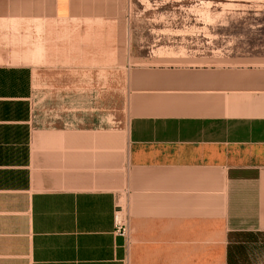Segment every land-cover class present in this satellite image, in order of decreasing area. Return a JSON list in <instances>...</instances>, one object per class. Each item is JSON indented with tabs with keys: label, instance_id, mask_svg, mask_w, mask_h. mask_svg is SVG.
Returning a JSON list of instances; mask_svg holds the SVG:
<instances>
[{
	"label": "crops",
	"instance_id": "0c3cea01",
	"mask_svg": "<svg viewBox=\"0 0 264 264\" xmlns=\"http://www.w3.org/2000/svg\"><path fill=\"white\" fill-rule=\"evenodd\" d=\"M126 1L0 0V264H264V66L137 61ZM115 63L124 124L89 104Z\"/></svg>",
	"mask_w": 264,
	"mask_h": 264
},
{
	"label": "rangeland",
	"instance_id": "374dc122",
	"mask_svg": "<svg viewBox=\"0 0 264 264\" xmlns=\"http://www.w3.org/2000/svg\"><path fill=\"white\" fill-rule=\"evenodd\" d=\"M126 3V8H133L131 15L121 18V32L114 35L122 47L132 46L131 55L136 54L137 61L151 67L264 66V0H127ZM118 53L106 50V62L122 59L128 50H122L121 57ZM87 67L89 76H97L99 87L105 90L104 96L89 98V104L104 106L106 122L112 120L109 114H116L124 124L130 66L115 63ZM32 99L37 105L56 100Z\"/></svg>",
	"mask_w": 264,
	"mask_h": 264
},
{
	"label": "built area",
	"instance_id": "2783aa9c",
	"mask_svg": "<svg viewBox=\"0 0 264 264\" xmlns=\"http://www.w3.org/2000/svg\"><path fill=\"white\" fill-rule=\"evenodd\" d=\"M115 224L117 226V230L122 236H127L128 234V219L123 210L118 211L115 214Z\"/></svg>",
	"mask_w": 264,
	"mask_h": 264
}]
</instances>
